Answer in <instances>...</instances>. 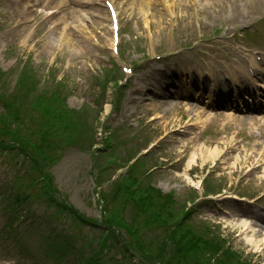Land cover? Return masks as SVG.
<instances>
[{"label":"rangeland","instance_id":"1","mask_svg":"<svg viewBox=\"0 0 264 264\" xmlns=\"http://www.w3.org/2000/svg\"><path fill=\"white\" fill-rule=\"evenodd\" d=\"M61 1L0 0V68L8 75L0 80V127L19 117L28 125L20 133L0 132V264H160L175 258L179 247L184 253L175 260L186 257V264H227L226 253L239 264H264L262 231L255 228L253 236L231 224L245 210L264 214V125L205 118L207 109L199 102L208 99L188 104L185 98L195 91L183 83L199 69L232 72L224 56L254 50L264 38V0H110L120 12L118 50L105 0L53 8ZM117 64L121 77L110 71ZM234 65L249 78L250 66ZM35 69L41 81L33 86L32 79L30 92H19L17 76H34ZM231 76L220 73L211 86L227 85ZM61 80L66 107L80 126L68 128L70 140L64 129L53 136L54 122L27 112L30 96L48 104L40 94ZM253 90L250 104L264 101V90ZM171 93L177 98L170 99ZM161 97L173 103H161ZM98 100L105 101L103 108ZM21 134L32 136L21 142L26 148L8 144ZM88 134H96L97 148L82 151L78 147ZM150 142L155 145L145 157ZM52 175L64 193L59 199L67 202L51 200ZM213 188L223 192L206 198L204 192ZM157 189L171 195L161 211L168 226L135 217L148 191L156 201L165 200ZM243 195L256 199L248 204ZM68 204L83 216L68 211ZM146 220L150 224H142ZM181 220L193 240L177 236L192 246L172 250L179 237L169 231ZM196 246L201 253H192Z\"/></svg>","mask_w":264,"mask_h":264},{"label":"trees","instance_id":"2","mask_svg":"<svg viewBox=\"0 0 264 264\" xmlns=\"http://www.w3.org/2000/svg\"><path fill=\"white\" fill-rule=\"evenodd\" d=\"M67 115L68 114H64V110H63V107L60 103V99L56 96V95H53L52 98H51V102H50V106L47 110H45L44 113L41 114V117H39V121H46V120H50L52 122L55 123V127H56V131L53 134L54 137L55 134L56 135H60V131L62 129H64V133L63 136L65 138H67L68 140L71 139V135H67V132H68V128H71L74 126V123L73 121H70L68 122L67 124H65V120L67 119ZM69 118V117H68ZM60 125V126H58ZM42 126V124H41ZM47 130L50 132V127L49 125H45ZM80 137V136H79ZM158 191H156L157 193ZM159 196H160V193H159ZM166 200H164V202H158L156 201L155 199V196L152 195L149 191L146 193V194H143L139 200L140 202H143V204L141 206H139V211H136L135 213V216H142L143 219L147 218V217H150V218H153L154 220H157L159 221L158 225H162V226H168V223H166V221L164 219H162L161 216L162 215V209H166V206H168V201L170 200L168 197L165 198ZM159 212L156 214V211ZM167 216V215H165ZM161 219V220H160ZM142 224H150L149 221H144V223ZM185 224V220H181V221H178V222H175V227L174 228H171V230L169 231V236H176L179 237L176 239V241L173 242V247H172V250L174 248V246H181L182 244H185L188 243V242H184L182 240L183 236L180 237V234H178L177 236V233H181L185 236H187L189 238V241L190 240H193L192 239V234H194L192 232V230L190 229H186V230H183L182 227L184 226ZM165 232L168 230L167 228H164ZM200 241H198L197 243H199ZM171 243V241H170ZM165 246H166V249H167V253H168V231H167V239L165 241ZM187 246V245H186ZM192 245H189L187 247H191ZM208 246L206 245V251H208ZM143 250V249H141ZM195 252V253H201V251L199 250V246H196V248H193L192 250V253ZM184 253V249L182 247H179V249L173 253L172 255H175V258L178 257V256H181V254ZM228 260H230L231 262H228L227 264H239L238 260L236 259V257H232V258H228V254H223ZM175 258L173 257V259L171 260H168L167 262H161L160 264H186V262H188V258L184 257H180L178 259L175 260ZM164 260V259H162Z\"/></svg>","mask_w":264,"mask_h":264},{"label":"bare ground","instance_id":"3","mask_svg":"<svg viewBox=\"0 0 264 264\" xmlns=\"http://www.w3.org/2000/svg\"><path fill=\"white\" fill-rule=\"evenodd\" d=\"M241 12L242 11H237L236 14L243 15V13ZM244 62H246L244 58H239L236 61H234V63H240V64ZM233 69L236 72V69H237L236 65H233ZM208 74H211V73H208ZM205 76H207V74H204L202 77H205ZM196 78H198V76L195 73H192L191 76L188 77V80L191 82L195 80ZM188 80H184V81L189 82ZM176 86L177 85H175L174 87ZM179 95H182V92H179ZM189 171H191V169L188 170V172ZM231 224L233 225L234 228L238 227L239 229H243L244 231L252 232L253 236L257 235V231L255 228H258L259 230L262 231L261 234H263V237H264V232H263L264 231V215H261L260 213L257 214L255 212H251L250 214L239 215V217L231 221ZM246 239H250L251 241L254 238H246Z\"/></svg>","mask_w":264,"mask_h":264}]
</instances>
